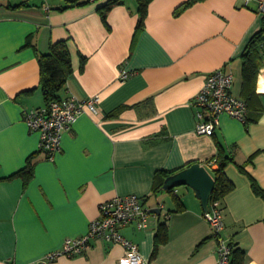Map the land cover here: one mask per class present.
<instances>
[{
  "label": "crops",
  "instance_id": "crops-1",
  "mask_svg": "<svg viewBox=\"0 0 264 264\" xmlns=\"http://www.w3.org/2000/svg\"><path fill=\"white\" fill-rule=\"evenodd\" d=\"M107 1L0 0V264L37 263L85 235L102 202L129 194L160 207L146 229L121 228L143 264H216L218 241L193 189L154 184L193 163L214 177L222 156L232 188L219 199L221 237L243 251L244 264H264V197L252 185L264 192V50L245 122L224 113L213 135H199L192 103L220 68L245 100L243 52L264 25L260 0H196L180 11L188 0H150L141 25L138 0H120L103 20ZM56 43L72 65L60 98L98 96L99 110L81 113L49 159L23 111L48 103L39 58ZM122 69L132 75L120 79ZM28 161L26 177L18 172ZM124 253L92 239L86 252L46 264H120Z\"/></svg>",
  "mask_w": 264,
  "mask_h": 264
},
{
  "label": "built area",
  "instance_id": "built-area-1",
  "mask_svg": "<svg viewBox=\"0 0 264 264\" xmlns=\"http://www.w3.org/2000/svg\"><path fill=\"white\" fill-rule=\"evenodd\" d=\"M250 1L242 0L245 6ZM44 8L47 12L50 11L48 4H44ZM258 10L264 17V0L259 1ZM131 75V71L124 69L120 71L122 80ZM232 86L233 75L223 68L216 69L206 76L202 88L192 100L196 108V133L213 135L219 125V115L224 113L240 121H246L248 105L245 100L233 94ZM98 102V96L88 100H78L74 96L52 99L42 107L25 109L23 119L30 131L39 133V149L46 158L51 159L60 150L62 132L69 129L84 111L97 113ZM216 164L214 159L208 162L210 167ZM99 209L100 216L89 224L85 235L76 239H66L60 250L48 254L35 264H46L62 255L71 257L86 252L91 247L92 239L121 244L125 253L119 259L120 264H143L137 244L121 233V228L130 223H135L139 228L148 227L150 212L144 206L141 197L136 194L116 196L102 202ZM204 217L210 224L213 237L218 241L216 264H231L233 246L221 237L224 220L220 200L209 201Z\"/></svg>",
  "mask_w": 264,
  "mask_h": 264
},
{
  "label": "trees",
  "instance_id": "trees-1",
  "mask_svg": "<svg viewBox=\"0 0 264 264\" xmlns=\"http://www.w3.org/2000/svg\"><path fill=\"white\" fill-rule=\"evenodd\" d=\"M150 0H138L139 3V11H140V19L138 25L143 23V19L145 17L146 6ZM196 0H188L183 3L178 11L189 6ZM120 0H108L99 10L101 13V17L105 20L106 14L109 10L116 4H118ZM264 25L262 30L257 32L248 42L246 49L243 52V66H242V90L246 91L245 101L248 106L253 102L255 95V86L256 79L259 67L262 62V55L260 49L264 50ZM40 68L42 72V83H43V91L46 101H50L52 99L60 98L58 94L59 90L65 84L68 75L72 71V65L70 56L67 48L63 43H56L51 45L49 51L45 54H42L39 58ZM226 157L222 156L220 160V164L218 169L214 172L215 179V187L210 196L209 201H215L222 199L224 195L231 190L232 182L226 177L223 169L226 162ZM18 173H23L26 177H29L32 174V165L31 161H28L27 166ZM162 179L156 178L154 184V190H159L162 188ZM254 190L264 197V192L260 190L255 182H252ZM172 190V189H170ZM179 208H182L181 205L178 204ZM157 232V236H162V239L166 238L167 229L166 224H160ZM233 246L231 264H244V253L243 251L236 247L233 242H230Z\"/></svg>",
  "mask_w": 264,
  "mask_h": 264
},
{
  "label": "water",
  "instance_id": "water-1",
  "mask_svg": "<svg viewBox=\"0 0 264 264\" xmlns=\"http://www.w3.org/2000/svg\"><path fill=\"white\" fill-rule=\"evenodd\" d=\"M182 185L193 189L196 197L200 200L203 211L206 212L210 196L215 187V179L209 170L200 163H193L166 176L162 184V190H170ZM148 210L150 213H160V207H153Z\"/></svg>",
  "mask_w": 264,
  "mask_h": 264
},
{
  "label": "rangeland",
  "instance_id": "rangeland-1",
  "mask_svg": "<svg viewBox=\"0 0 264 264\" xmlns=\"http://www.w3.org/2000/svg\"><path fill=\"white\" fill-rule=\"evenodd\" d=\"M177 188L186 189V186L182 185V186H178Z\"/></svg>",
  "mask_w": 264,
  "mask_h": 264
},
{
  "label": "bare ground",
  "instance_id": "bare-ground-1",
  "mask_svg": "<svg viewBox=\"0 0 264 264\" xmlns=\"http://www.w3.org/2000/svg\"><path fill=\"white\" fill-rule=\"evenodd\" d=\"M261 89H263V90H264V86H263V87H261Z\"/></svg>",
  "mask_w": 264,
  "mask_h": 264
}]
</instances>
